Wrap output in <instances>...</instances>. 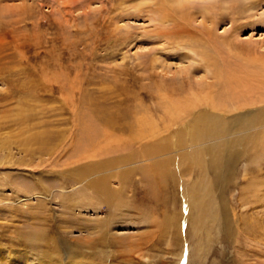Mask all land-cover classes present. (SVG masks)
Masks as SVG:
<instances>
[{
	"label": "rangeland",
	"instance_id": "obj_1",
	"mask_svg": "<svg viewBox=\"0 0 264 264\" xmlns=\"http://www.w3.org/2000/svg\"><path fill=\"white\" fill-rule=\"evenodd\" d=\"M263 61L264 0H0V264H264V123L219 182L187 132Z\"/></svg>",
	"mask_w": 264,
	"mask_h": 264
},
{
	"label": "bare ground",
	"instance_id": "obj_2",
	"mask_svg": "<svg viewBox=\"0 0 264 264\" xmlns=\"http://www.w3.org/2000/svg\"><path fill=\"white\" fill-rule=\"evenodd\" d=\"M168 10L169 9H167V10L163 9L162 10V7H160L159 15L161 16V18L168 19V17H169V11ZM176 12L177 13L179 12L182 16L184 15L183 10L176 11ZM231 74H232V72H231ZM229 78L231 80L233 79V80L237 81V83L242 82V80L240 78H238L236 74L229 76ZM229 78L227 75V79L226 78L225 79L228 80ZM233 80H232V82H233ZM228 82H231V81L229 80ZM235 84L233 83V85H235ZM243 101H245V100H243ZM195 107H197V106H195ZM259 108H258V110H255V111L252 110L253 112H250V113L247 111L249 114L246 116L243 115L244 117H242V118H240V117L236 118V116H235L234 118H236L235 120L237 122V123H235L236 124L235 126L237 128V129H235V131L232 129V127L230 125H226L221 120L214 118L213 116H212L213 118L206 119L205 114H202V113L198 114L195 117L194 121L187 126V132H188L189 137H190L188 141L191 142V144L193 143V145H194V143L198 144L196 146V148H197L196 151L199 154H203V155H208V154L210 155L213 153V156H212L213 158L209 162H207L206 164H205V162L202 164L204 166L206 165L207 169L210 168V165H211V169L214 170L213 172L215 174L216 182H219V179H220L219 177L221 174L220 173L221 166L222 167L224 166L226 168V165H228L232 155L236 152L234 149V147H235L234 142L239 137L243 136L241 133L244 132L245 130L248 131L249 130L248 128L252 127L255 124L264 123V106L259 107ZM213 109H215V108H213ZM191 111L192 110H190V112ZM237 112H238V110H237ZM235 120L233 122H235ZM262 127L264 128V126H262ZM258 131H260V130H258ZM261 132L262 133L259 135H261V137H263V139H264V130L262 129ZM186 144H187V142H186ZM160 149L162 150L163 148H161V146H158V147L155 146L153 150H160ZM221 158H223L225 160L224 164H222L223 161L221 162ZM222 176H223V174H222ZM80 183H82V182H80ZM209 192L213 194V192H211V191H209ZM185 196H187V198H186L187 201H191L190 204H192V206H193L191 208H193V209L195 208V209H197V211H199L197 218L199 219V221H201L200 225L203 226L204 223L207 222L206 220H207L208 211L205 213L203 211H201L202 207H204V205H205V203L203 201H206L205 200L206 196L203 195V192H202V186L200 188H196V187L185 188ZM202 210H206V209H202ZM214 217H215V210L214 211L209 210V222H211V221L213 222ZM191 224H193V223H191ZM198 233H199V231H198Z\"/></svg>",
	"mask_w": 264,
	"mask_h": 264
}]
</instances>
